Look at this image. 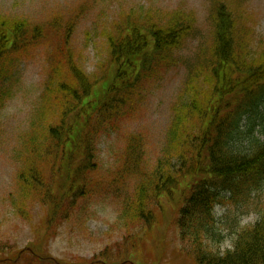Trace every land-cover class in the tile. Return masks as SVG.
I'll use <instances>...</instances> for the list:
<instances>
[{"label": "trees", "instance_id": "obj_1", "mask_svg": "<svg viewBox=\"0 0 264 264\" xmlns=\"http://www.w3.org/2000/svg\"><path fill=\"white\" fill-rule=\"evenodd\" d=\"M62 20L31 24L0 16V110L10 95L8 82L30 48L49 35L59 34L60 41L46 52L48 71L40 97L44 120L24 137L13 201L21 218L30 221L34 204L42 214L29 251L5 252L0 263L57 264L43 245L62 224L82 220L92 186L116 188L127 177L137 184L121 202L122 217L139 221L144 229L154 225L155 211L169 204L181 242L178 251L194 264H264V204L259 219L235 233L230 250L218 253L211 246L217 234L215 207L228 200L225 194L231 200L248 199L264 184V50L247 44V35H236L234 20L220 3L212 43L187 68L156 163L147 162L143 137L131 134L107 184L97 181L107 177L98 169L96 140L121 121L140 90L169 66L192 33V16L175 11L166 23L130 15L113 22L108 67L100 83L81 68L69 43L73 23ZM97 84L100 95L94 91ZM109 256L105 251L89 263L59 264H109Z\"/></svg>", "mask_w": 264, "mask_h": 264}, {"label": "rangeland", "instance_id": "obj_2", "mask_svg": "<svg viewBox=\"0 0 264 264\" xmlns=\"http://www.w3.org/2000/svg\"><path fill=\"white\" fill-rule=\"evenodd\" d=\"M220 3L231 14L236 35H247L244 38L247 44L257 51L264 50V0H0V16L27 20L31 24L50 23L54 17L71 21L69 43L79 57L81 68L88 76L97 77L99 83L108 67V36L114 34L113 22L121 23L130 15L142 21L166 23L175 11L192 16V33L172 55L169 66L140 90L132 109L121 121L101 131L96 140L98 169L107 177L97 181L105 180L108 184L109 176L120 167L125 142L131 134L143 137L147 162L156 163L172 119L171 107L180 94L187 68L212 43L213 16ZM60 29H64L62 24ZM48 38L31 47L19 63L8 82L9 98L0 110V258L3 259L7 258L3 255L5 252L28 251L34 242V226L42 214L34 204L30 221L21 218L13 201L24 137L30 128L44 120L40 97L48 71L46 52L60 42L59 34ZM98 84L94 91L100 95ZM260 130L256 131L259 139ZM136 184L137 179L126 177L116 188L115 184L111 188L103 184L92 186L93 195L81 208L82 220L62 224L56 236L43 245L49 258L58 263H89L107 251L109 264H194L178 251L181 242L169 204L156 210L154 225L144 229L139 221L122 217L121 202L132 194ZM114 188L118 192L115 196ZM225 197L228 200L215 207L217 234L211 246L218 253L230 250L235 233L259 219L264 184L248 199L231 200L228 194ZM17 264L23 261L19 259Z\"/></svg>", "mask_w": 264, "mask_h": 264}]
</instances>
